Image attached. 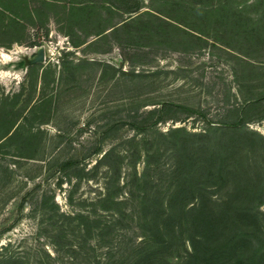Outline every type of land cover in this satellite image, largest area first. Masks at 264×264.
<instances>
[{"label":"rangeland","instance_id":"1","mask_svg":"<svg viewBox=\"0 0 264 264\" xmlns=\"http://www.w3.org/2000/svg\"><path fill=\"white\" fill-rule=\"evenodd\" d=\"M133 2L0 0V264H264V0Z\"/></svg>","mask_w":264,"mask_h":264},{"label":"trees","instance_id":"2","mask_svg":"<svg viewBox=\"0 0 264 264\" xmlns=\"http://www.w3.org/2000/svg\"><path fill=\"white\" fill-rule=\"evenodd\" d=\"M120 1L121 2H125V0H120ZM84 2L85 3H88V5L90 7H97L96 9H98V8H106L109 12L114 11L118 15L117 17H120L123 12L136 11V10H139V8H140V5H137L134 2L131 3L130 5H125V6L121 7L120 5H117V0H113V1H107L106 0L105 2H103L101 0H78V1L77 0H72V6L70 8L71 9L77 8V5H82V4H84ZM142 12L143 11L138 12L135 15V17L141 16L142 15ZM135 17H133V16L130 17V20L134 19ZM118 21H120V18L118 20L114 21V22L112 21V22L108 23V25H106L105 27H103L101 30H99V31H97L95 33L93 32V34L96 35L93 40H95V39L98 40L99 37L101 35H104V34H109L111 36H115L118 33H124L122 31L125 29L124 28L125 27V23L121 22L119 24H115ZM104 30H106V31H104ZM253 100H256V99H253ZM248 102H250V100ZM229 106H232V108L234 109L235 106L237 107V104H232V105H229ZM232 108L229 109V110L232 111ZM236 110H238V115H237L236 120L235 121H232L233 122L232 123L233 125L238 124V121H239V119L241 117V114H242L241 113L242 106H240V107L238 106L236 108Z\"/></svg>","mask_w":264,"mask_h":264},{"label":"bare ground","instance_id":"3","mask_svg":"<svg viewBox=\"0 0 264 264\" xmlns=\"http://www.w3.org/2000/svg\"><path fill=\"white\" fill-rule=\"evenodd\" d=\"M38 59V58H37ZM37 59H35V60H37Z\"/></svg>","mask_w":264,"mask_h":264}]
</instances>
